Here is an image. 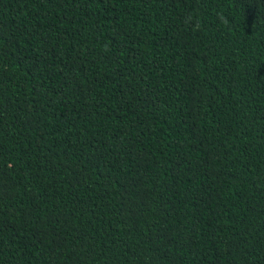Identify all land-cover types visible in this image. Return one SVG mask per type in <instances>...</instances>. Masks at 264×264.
I'll return each instance as SVG.
<instances>
[{
	"label": "trees",
	"instance_id": "1",
	"mask_svg": "<svg viewBox=\"0 0 264 264\" xmlns=\"http://www.w3.org/2000/svg\"><path fill=\"white\" fill-rule=\"evenodd\" d=\"M0 264H264V0H0Z\"/></svg>",
	"mask_w": 264,
	"mask_h": 264
}]
</instances>
